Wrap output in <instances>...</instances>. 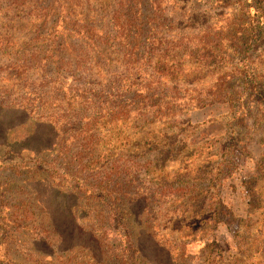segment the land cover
Wrapping results in <instances>:
<instances>
[{
  "label": "trees",
  "instance_id": "1",
  "mask_svg": "<svg viewBox=\"0 0 264 264\" xmlns=\"http://www.w3.org/2000/svg\"><path fill=\"white\" fill-rule=\"evenodd\" d=\"M254 1L260 14L251 15V6L241 11L243 27L238 30L239 23L230 24L226 43L237 59L232 74L264 103L259 72L264 57L251 52V39L263 36L258 26L251 24L257 16L264 17V0ZM13 2H22L26 15L14 30L27 32L24 38L0 33V51L13 55L15 74L32 69L36 82L46 85L50 84L48 78L55 76L53 83L64 92L59 98L58 90L53 89L55 98L63 102L61 121L53 122L55 143L38 144L36 131L23 140L0 143V264H148L139 232L153 234L151 221L157 217L154 207L162 187L135 186L132 160L100 164L108 152L97 149L103 141L99 128L113 116L141 117L147 105L157 107L154 112L158 113L168 105L159 106L164 98L156 92L161 81L188 68L217 67L211 70L218 78L210 88L212 95L223 93L232 100V89L224 86L216 72L218 63L230 60L231 55L222 52V40L206 38L216 35L215 26L193 31L168 16L169 0ZM15 21L1 22L0 28L13 27ZM187 57L196 58L198 65L190 69ZM69 81L71 89L66 88ZM40 93L38 87L30 94L41 101ZM0 106H4L2 102ZM4 107L28 110L16 102ZM245 114L243 109L239 116ZM43 182L63 197L59 210L42 204L36 189ZM193 186L192 192L200 193L203 188L201 184ZM141 202L143 213L136 211ZM223 202L218 203L224 207ZM65 218L74 226L66 231L61 224ZM111 235L117 236L119 243L110 244ZM83 236L96 241V254L82 241ZM66 241L72 244L61 251ZM77 257L83 261L77 262Z\"/></svg>",
  "mask_w": 264,
  "mask_h": 264
},
{
  "label": "rangeland",
  "instance_id": "2",
  "mask_svg": "<svg viewBox=\"0 0 264 264\" xmlns=\"http://www.w3.org/2000/svg\"><path fill=\"white\" fill-rule=\"evenodd\" d=\"M22 2L0 0V23L16 20L13 27L0 28L2 35L14 33L24 38L27 30H14L26 18ZM248 6L251 15L260 14L254 0H169L166 5L168 16H174L189 30L215 26L216 35L206 38L222 40V52L231 55L230 60L218 63L216 72L224 86L232 89V100L223 93L212 95L210 88L218 78L211 70L217 67L188 68L161 81L156 92L164 98L159 106L168 105L158 113L154 112L157 107L147 105L141 117L113 116L103 120L104 126L99 128L98 136L103 141L97 149L108 152V158L100 164L132 160L135 186L162 187L154 207L157 217L151 221L153 234L139 232L148 264H264V103L250 95L232 74L237 59L226 43L230 24L239 23L238 30L243 27L240 14ZM17 8L19 13L14 14ZM263 21L259 15L251 24L263 32L262 37L251 39V52L264 57ZM2 53L4 50L0 51V102L4 106L16 102L28 110L0 106V143L23 140L32 131L39 137L38 144L55 143L53 122L61 121L59 108L63 102L55 98L53 89L58 90L59 98L64 91L53 83L55 76L49 77L50 84L46 85L36 82L32 69L15 74L13 55L8 56V50ZM191 57L185 59L190 69L199 63ZM259 64L264 83V60ZM69 86L71 81L66 88L71 89ZM38 87L43 94L41 101L30 94ZM243 109L246 114L239 116ZM193 184H201L200 193L191 191ZM185 186L190 189L184 190ZM36 191L46 208L58 209L63 204L61 194L48 182L39 184ZM219 201H224V207ZM143 209L141 202L136 211L143 213ZM61 224L66 227L64 231L74 227L67 218ZM110 237V244L119 243L117 236ZM82 241L94 254L98 252L94 239L84 237ZM70 244L64 242L61 251L68 250ZM77 259L83 261L82 257Z\"/></svg>",
  "mask_w": 264,
  "mask_h": 264
}]
</instances>
